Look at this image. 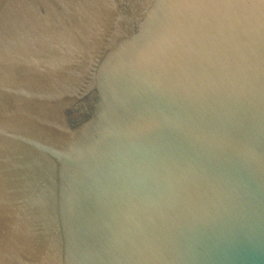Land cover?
Wrapping results in <instances>:
<instances>
[{"label":"water","instance_id":"obj_1","mask_svg":"<svg viewBox=\"0 0 264 264\" xmlns=\"http://www.w3.org/2000/svg\"><path fill=\"white\" fill-rule=\"evenodd\" d=\"M0 264H264V0H0Z\"/></svg>","mask_w":264,"mask_h":264}]
</instances>
